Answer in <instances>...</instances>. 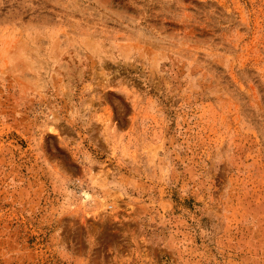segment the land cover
Here are the masks:
<instances>
[{
    "label": "rangeland",
    "instance_id": "1",
    "mask_svg": "<svg viewBox=\"0 0 264 264\" xmlns=\"http://www.w3.org/2000/svg\"><path fill=\"white\" fill-rule=\"evenodd\" d=\"M0 264H264V0H0Z\"/></svg>",
    "mask_w": 264,
    "mask_h": 264
}]
</instances>
